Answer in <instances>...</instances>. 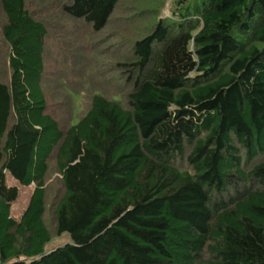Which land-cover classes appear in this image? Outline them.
<instances>
[{"label": "trees", "instance_id": "1", "mask_svg": "<svg viewBox=\"0 0 264 264\" xmlns=\"http://www.w3.org/2000/svg\"><path fill=\"white\" fill-rule=\"evenodd\" d=\"M122 1L56 7L101 33ZM28 5L0 0V264H264V0H175L117 63L125 97L49 87ZM9 177L34 186L20 219Z\"/></svg>", "mask_w": 264, "mask_h": 264}, {"label": "rangeland", "instance_id": "2", "mask_svg": "<svg viewBox=\"0 0 264 264\" xmlns=\"http://www.w3.org/2000/svg\"><path fill=\"white\" fill-rule=\"evenodd\" d=\"M41 2L42 4L39 5ZM57 3L59 0H29L28 5L29 10L40 14L38 17L44 18L51 29V37L46 44L48 86L52 87L54 83L63 82L65 85L73 83L84 89L83 83L90 81L92 84H88V87L94 91H100L108 96L120 93L125 97L130 85L122 74L124 69L117 67V63H123V60L130 58L132 53L129 42L151 31L160 17L167 16L171 12L175 0H123L117 6L106 29L101 33H95L83 21H66L62 16L60 19L59 15L62 13L56 7ZM50 5L53 9L49 7ZM53 15L54 17H52ZM3 22L4 17L0 9V29ZM6 59V48L2 43L0 33V78H7L9 75ZM72 97L76 100L74 115H76L75 121H77L81 94L74 92ZM88 98L85 95V102ZM49 99L52 105L51 112L61 121H66L71 114L63 105L66 101H62L63 106L57 107L54 105L56 99L53 96ZM252 163L248 165L251 166ZM57 177L59 174L54 175L55 181L50 180L52 184L48 201L49 208H51L52 197L57 193ZM8 181L10 185H16L20 189V196L11 209L12 216L20 219L28 206L34 186H21L11 177ZM70 240L69 234H63L49 243L46 250L51 251Z\"/></svg>", "mask_w": 264, "mask_h": 264}]
</instances>
